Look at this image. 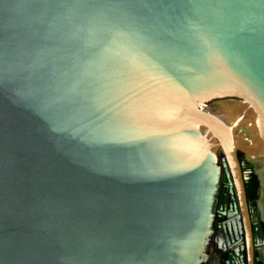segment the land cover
<instances>
[{"label":"water","instance_id":"95a60500","mask_svg":"<svg viewBox=\"0 0 264 264\" xmlns=\"http://www.w3.org/2000/svg\"><path fill=\"white\" fill-rule=\"evenodd\" d=\"M237 151L264 224V0H0V264H208L226 179L252 264Z\"/></svg>","mask_w":264,"mask_h":264},{"label":"flooded vegetation","instance_id":"af4514ba","mask_svg":"<svg viewBox=\"0 0 264 264\" xmlns=\"http://www.w3.org/2000/svg\"><path fill=\"white\" fill-rule=\"evenodd\" d=\"M237 157L244 178L243 186L248 207L251 231V261L252 264H264V224L257 207L259 198L258 181L244 153L237 151ZM231 186L232 184L228 179L222 182L221 185L215 232L211 241L212 247L208 264H249L246 231L243 225L240 202L238 195L232 192ZM237 216L241 221V229L238 227ZM218 223H220V228ZM215 253L218 256H215Z\"/></svg>","mask_w":264,"mask_h":264}]
</instances>
